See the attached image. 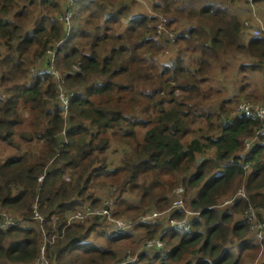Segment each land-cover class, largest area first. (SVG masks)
<instances>
[{
  "label": "trees",
  "instance_id": "trees-1",
  "mask_svg": "<svg viewBox=\"0 0 264 264\" xmlns=\"http://www.w3.org/2000/svg\"><path fill=\"white\" fill-rule=\"evenodd\" d=\"M136 1L0 0V140L14 149L0 159V212L32 222L33 206L47 220L58 216V228L66 213L89 201L131 223L130 230L106 237L111 223L103 226L106 216L93 217L69 224L54 239L60 231L47 230L43 237L35 220L28 228L0 225V264H34L41 247L49 264L53 259L57 264H97L98 259V264H124L119 252L91 238L95 233L109 246L137 233L144 242L158 237L170 247L143 248L137 264L257 260L258 240L244 214L260 212L262 220L264 135L246 154L244 139L254 137L261 122L237 111L243 102L237 96H220L216 108L207 105L209 75L214 66L225 70L230 54L249 60L240 65L244 80L254 71L264 75V30L253 36L254 18L246 25L240 16L249 11L234 12V0H151L153 14L143 15L132 10ZM245 4L257 9L264 25V0ZM159 17L164 19L160 34ZM169 49L168 61H159L156 55L164 58ZM218 88L215 94L223 91ZM257 93H244V102L264 105ZM24 123L32 128H20ZM15 138L41 148L33 152L34 144L25 151ZM112 139L125 158L109 169L93 152L105 151ZM106 186L115 188L114 210L110 202L92 199L90 188ZM177 186L184 190V209L173 210ZM241 187L245 197L222 205ZM152 209L165 212L162 220L141 222ZM186 211L196 215L191 230H167L170 220L185 219ZM262 253L258 264H264Z\"/></svg>",
  "mask_w": 264,
  "mask_h": 264
},
{
  "label": "rangeland",
  "instance_id": "rangeland-1",
  "mask_svg": "<svg viewBox=\"0 0 264 264\" xmlns=\"http://www.w3.org/2000/svg\"><path fill=\"white\" fill-rule=\"evenodd\" d=\"M234 1L235 2L231 6L232 10L234 12H236L238 14H242L243 11H250L253 13L254 16L258 15L257 9L255 7H252L248 4L244 5L245 1L244 2H242V1L240 2L238 0H234ZM225 5L230 6L229 3H225ZM151 6H152L151 0H137L136 3L134 4L132 10L137 12L138 14H142V15L143 14H153L151 12ZM250 16L252 17V15L250 13H244V14H242V17L240 16V19L242 21H247V20H250ZM162 21H163V17H159V23ZM159 23H157V30H156V33H158V34H160L159 31L161 29L159 26ZM252 32H253V30H252ZM156 38H158V37H156ZM170 51L171 50L169 49V50H166V52H164V54H163L164 58L162 55L161 56L159 55L160 52L156 56L159 57V61H161V62L168 61V59L172 56V53ZM238 57H239L238 59L234 58L232 56V54H230L228 56L229 65L227 66V68L225 70H221L219 67H215V66L213 67V72L209 75V80H208V86H209L208 92L210 93V96H212V100L208 102L207 106L212 107V104H213V108H216L224 97L226 99L229 98L232 100V99H234L235 96H237L240 101L244 102L245 101L244 93H247L250 91H253V93H255V94L258 92L257 95H260V97L262 99H264V81H263L264 75L262 73L259 74V73H256L254 71V73L250 75L249 79L244 80L242 78V75L245 74V72L241 71L240 65L248 62L249 60L246 57H242V56H238ZM31 71H33V70H31ZM233 74H234V76H232ZM250 82H255L256 84L255 83L253 84ZM204 84H205V81L202 82L201 87H204ZM244 84H248V85L245 86L244 93L241 94L240 88ZM219 86L221 88L223 87V91L220 90L221 92H219L218 94H215L213 90L215 88H218ZM175 93H176L175 96L179 95V92L177 90H175ZM157 96H161V93H159ZM220 96H223V98L222 99L219 98ZM261 103H263V100L258 102V104H261ZM249 104H251V103H249ZM238 105H237V107H238ZM252 105H254V104H252ZM254 106H264V105H254ZM23 114L27 115L25 112H23ZM63 114H64L63 116H66L67 110H64ZM27 117L28 116H22V118L24 120ZM21 127H25L26 130H29V127H31V126L28 123H24V124H21L20 128ZM137 129H138L137 139H138V141L142 142V140H143L142 136L145 134V129L142 128L141 126L138 127ZM99 137H100V135H98L96 138H94V145L97 143ZM15 140H16V142L18 141L17 143L20 144V149H23L25 151H27L30 148V146H33L35 144L33 141L30 143V146H29L27 142H24L22 140V138H15ZM31 148H32L33 152L37 153L38 150L41 148V146L36 143L35 146L31 147ZM13 152H14L13 148H11L10 146H8V144H6L5 142L0 140V159L11 155ZM93 155L97 156L99 159L105 158V164H107L109 169H112V168L114 169L116 166L120 165L121 161L125 158V151L122 149L121 145L117 141L115 142V140L112 139L109 147L105 151L99 152L97 149H95L93 152ZM98 166H100L99 160H97V162L95 163V167H98ZM63 177L66 180H68V178H69L67 175H64ZM116 188H117V186H116ZM114 189L115 188L109 189V187L106 186V187L97 188V189L90 188V192L95 190L93 195H92V199H102L104 204H106L107 202H110L109 203L110 209L114 210V208L116 207L115 203H112V201H110V200H112L110 195L114 191ZM242 189H244V187L243 188L241 187L239 190L242 191ZM239 190H237V192ZM237 192H236V194H237ZM87 194H88V192L85 193V196ZM236 194L233 197H235ZM122 196H124L126 198L131 197L128 193H124ZM224 203L222 205H224ZM86 205L87 206L90 205L89 201L87 202ZM0 211H2V210H0ZM151 211H154V210L153 209L149 210L147 214H150ZM261 212H262V214H264V209ZM7 213L12 215V216L19 217V216L13 215V212H7ZM258 213H260V212H258ZM109 217L110 218L107 220H105V219L101 220L102 222L100 223V224H103V226L107 225L108 223H111V229L108 232H106V237H108L110 235V233L112 232V229H115V227H113V224L119 223L120 225H123L125 223L126 224L129 223V219H126V218H123V219L120 218L118 220L112 218L110 211H109ZM253 221H255V220L248 222L250 227L252 226ZM0 225H3V223L1 221H0ZM128 226H130V224H128ZM253 226H254V224H253ZM250 230L254 234L253 230L252 229H250ZM260 236L263 239V233H260ZM91 238H93L96 242H98L102 246V248H105L107 250L110 249V250H114V251L119 252V256H121V257H123V256L125 257L127 254L136 255L140 251H142L143 246L146 248V244H147V243L144 244V240L140 239L139 234H137V233H135V236H133V238L131 240L130 239H127L126 241L123 240L122 241L123 244L121 242V244L117 245V246L116 245L109 246L104 241L105 237L98 236L96 233L93 234ZM262 239L259 242H257L258 246H259L258 247L259 248L258 254H257L258 257H257V260H255L253 262V264H258L263 259V255H261V254H263L262 251L264 249V245H263L264 243L262 242ZM130 241H133V243L131 244ZM125 250H126L125 254H122L123 251H125ZM95 262L97 264L100 263V259L96 260ZM54 263L57 264V262H54V259H53L52 264H54Z\"/></svg>",
  "mask_w": 264,
  "mask_h": 264
},
{
  "label": "built area",
  "instance_id": "built-area-1",
  "mask_svg": "<svg viewBox=\"0 0 264 264\" xmlns=\"http://www.w3.org/2000/svg\"><path fill=\"white\" fill-rule=\"evenodd\" d=\"M69 2H72L73 0H68ZM251 2V0H242V2ZM244 2V3H245ZM249 13L252 15L251 18H254L253 24L251 23L249 25V27H251L250 32L253 36H258L261 34L262 30H264V25H263V21L258 17V15L254 16L252 12L249 11ZM68 21V18H67ZM164 21V19H163ZM162 21V22H163ZM162 22L159 24L162 27ZM245 24L247 25L248 22L246 21ZM253 30V32H252ZM59 99L62 101V103L65 105L66 104V98L64 97L63 93H60L59 95ZM64 109H67V106H64ZM237 111L239 113H245L247 115H253L255 117H257L260 122H261V127L256 131L255 136L252 138H245L244 139V149L245 150H250L252 146H254L255 144L259 143L258 141V137L259 136H263L264 135V106H254L251 105L249 103L246 102H242L238 105L237 107ZM264 144V141L262 142ZM245 168H248L247 166H245ZM182 194H183V188L182 187H177L174 190V195L176 196L175 200L172 202V209H177V208H183L184 204H183V199H182ZM240 195H243V192L240 191L239 193ZM109 211L103 207H91V206H86L84 208H81L79 210H77L76 212H72L67 218H66V225H69L71 223H75L76 221L79 222H84L87 219L93 218V217H104L106 216V220L109 219ZM111 212V211H110ZM165 212H157V211H152L150 214H146L144 217H141V222L144 223H149V222H154V221H158L159 219L162 218L163 214ZM3 220L1 221L3 223L2 228H8L11 225L16 224V222H14L10 217H8L7 215L3 214L2 216ZM34 218L36 219H40L43 220V218L38 214L35 213L34 211ZM249 219L250 221L255 220L252 222V226L251 229L254 232V236L257 238L258 242L262 239V237L260 236V233H262V231L264 230V218L260 221L257 217V215L255 214V212L250 211L249 212ZM128 224H130V226H128ZM128 224H123L120 225L119 223H115L113 224V227H115V229H112V231L116 230H129L131 228V223ZM254 224V226H253ZM169 227L170 228H180V229H184V230H188L189 229V223L188 221L185 219L183 220H171L169 223ZM111 228L107 229L106 232H108ZM51 234L53 233L52 231L50 232ZM50 233H46L43 232V237L48 236ZM111 234V233H110ZM56 238L55 236L53 237V239ZM146 248L143 246V248H145L144 250H154V248L159 247L161 250H165L164 244L159 240V238H154L152 240H148L146 241ZM138 254L133 255V254H127L124 257V264H137L138 263ZM34 264H49V262L46 259L45 256V252L43 250V247H41L40 250V256L35 260Z\"/></svg>",
  "mask_w": 264,
  "mask_h": 264
},
{
  "label": "clouds",
  "instance_id": "clouds-1",
  "mask_svg": "<svg viewBox=\"0 0 264 264\" xmlns=\"http://www.w3.org/2000/svg\"><path fill=\"white\" fill-rule=\"evenodd\" d=\"M68 38V31H67V34H66V39ZM251 150V149H250ZM250 150H245L244 149V151H245V154L246 153H248ZM39 179H41V177L39 178ZM177 187H179V186H177ZM176 187V188H177ZM175 189V188H174ZM240 191L241 190H239L238 192H237V194H236V196L235 197H233L232 199H230V200H228V201H226L225 203H224V206H227V205H229V204H232L233 203V201L235 200V199H237V198H240V197H245V190L244 189H242V192H243V195H240L239 193H240ZM174 199L176 198V196L174 195V197H173ZM182 199H183V202H184V200H185V197H184V190H183V194H182ZM172 205V204H171ZM184 207V206H183ZM184 209V208H183ZM174 210V209H173ZM178 210V209H177ZM34 207L32 206V217H31V221L32 222H29V221H27V220H25V219H23V218H20V217H15V216H12V215H10V214H8L7 212H5V211H3V212H0V215L1 216H3V214H5V215H7L8 217H10L14 222H16V224H14V225H11L10 227H14V226H17V227H20V228H28L29 226H31V223H33V220H35V221H38L39 223H41V227H40V231L43 233V232H46L47 233V230H51L53 233L54 232H57V231H62L64 228H66L67 226H70V225H66V218L72 213V212H68V213H66L65 214V216H64V218L63 219H65V223H63V225H62V223L61 224H59L60 226L58 227V228H54V226H56V224H57V222H58V216H52L49 220H47V218L45 217V216H43L41 213H40V216L43 218V220H40V219H36V218H34ZM263 211V210H262ZM249 210H246V213L244 214V216H245V218H246V220L249 222L250 221V219H249ZM254 212V211H253ZM262 213V212H261ZM255 214L257 215V217H258V219L260 220V216L258 215V213H256L255 212ZM163 215H165V213L163 214ZM195 214L194 213H192V212H189V211H186V217H185V219L188 221V223H189V229L188 230H184V229H180V228H176V229H178V230H180V231H182V232H188V231H190L191 230V222H192V220L195 218ZM263 217H264V214H262V219H263ZM184 219V220H185ZM160 220H162V219H159L158 221H154V222H159ZM171 221V220H170ZM150 223H153V222H150ZM170 223V222H169ZM169 223H168V228H167V230H169V229H175V228H170L169 227ZM44 225H46V226H44ZM9 228V227H8ZM8 228H6V229H8ZM131 229V228H130ZM129 229V230H130ZM250 229H251V227H250ZM61 231L59 232V233H57L56 235H55V237L56 238H58L59 236H60V233H61ZM166 232V231H165ZM156 238H158V237H156ZM153 239V238H152ZM152 239H148V240H152ZM148 240H145V242L146 241H148ZM145 242H144V244H145ZM164 247H165V250H166V248H170V247H166V245H164ZM148 251H150V250H148ZM161 251H164V250H161Z\"/></svg>",
  "mask_w": 264,
  "mask_h": 264
},
{
  "label": "crops",
  "instance_id": "crops-1",
  "mask_svg": "<svg viewBox=\"0 0 264 264\" xmlns=\"http://www.w3.org/2000/svg\"><path fill=\"white\" fill-rule=\"evenodd\" d=\"M250 19H252L251 16H250Z\"/></svg>",
  "mask_w": 264,
  "mask_h": 264
},
{
  "label": "bare ground",
  "instance_id": "bare-ground-1",
  "mask_svg": "<svg viewBox=\"0 0 264 264\" xmlns=\"http://www.w3.org/2000/svg\"><path fill=\"white\" fill-rule=\"evenodd\" d=\"M93 207V206H92ZM98 207H100V206H98Z\"/></svg>",
  "mask_w": 264,
  "mask_h": 264
}]
</instances>
